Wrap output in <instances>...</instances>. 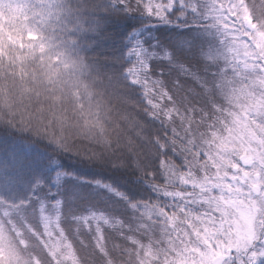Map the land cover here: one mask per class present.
<instances>
[{"label": "clouds", "instance_id": "clouds-1", "mask_svg": "<svg viewBox=\"0 0 264 264\" xmlns=\"http://www.w3.org/2000/svg\"><path fill=\"white\" fill-rule=\"evenodd\" d=\"M190 2L195 11L169 8L167 20L159 21L145 10L146 0H77L79 15L59 46L45 27L31 25L49 46L43 54L29 55L23 79L19 64L10 67L9 59L27 49L6 43L0 57V135L43 145L47 160L68 174L60 196L69 212L56 239L64 237L75 264H200V251L207 248L196 231L219 229L221 196L243 202L227 209V221L240 219L237 208L256 215L253 242L224 248L223 264H248L247 257L264 249L259 175L264 169V38L257 35L264 30V14L254 10L255 0H211L218 20L208 14L209 0ZM153 25L167 27L153 33L149 44L157 42L173 59L155 61L146 73L145 84L159 81L146 98L128 75V37L138 31L146 36ZM11 26L6 22L5 41ZM241 52L246 59H239ZM52 68L58 73L54 83L48 76ZM245 153L251 165L244 164ZM252 168L255 180L251 172L243 176ZM81 170L100 174L123 199L79 186L72 177ZM229 181L233 191L212 194L216 184ZM89 197L111 201L104 212L115 223L105 226L102 239L72 224V213L84 214L92 206ZM145 208L163 222L146 215ZM26 215V221L3 224L0 264H57L38 217ZM81 231L91 236L87 243ZM230 239H236L235 225L225 223L212 243L218 248V241L227 245Z\"/></svg>", "mask_w": 264, "mask_h": 264}, {"label": "snow or ice", "instance_id": "snow-or-ice-1", "mask_svg": "<svg viewBox=\"0 0 264 264\" xmlns=\"http://www.w3.org/2000/svg\"><path fill=\"white\" fill-rule=\"evenodd\" d=\"M5 5H7V9H5ZM53 6L58 7L59 5ZM177 6H179L181 9L189 8L193 11L196 10L195 5H193L190 0H146L145 10L150 14V18H154L159 21H165L168 18L169 8H171L172 11H176ZM22 7L23 5L20 3V0H0V13L7 14L9 20L15 18L12 15L14 10H19ZM254 10L256 12L264 14V0H259V3L254 5ZM49 11L50 9L46 5L41 4L39 15H46ZM207 11L210 16H215V18L218 20L222 18L218 14V10L216 6L211 2V0H209ZM246 11H248L249 14L251 13V10L246 9ZM41 23H43V21H41ZM253 27H256L255 23H253ZM148 30H150V28ZM77 31H79V28H77ZM4 35V31H0V57L4 56L6 43L15 45L21 50L27 49V53L18 54L15 58L9 59L10 67H15L16 64H19L21 70L20 77L21 79H23L25 75L24 64L29 55L35 56L37 50H39V52L43 54L49 44L42 40L39 32L29 24L21 23L18 26H15L14 30L8 31L6 41L3 38ZM257 35L264 38V30H259ZM26 39L32 42L39 41V43L26 44ZM186 43V41L180 42L179 46L183 47ZM259 43L260 41H258V44ZM73 47H75V42H73ZM127 55L129 57V60L132 62V67L129 68L128 75L131 77V80L134 84L144 89L146 98L150 97L151 93L154 91V85L156 83H159V81H154L151 85L145 84L144 81L147 80L146 73L151 71L155 67V61L170 62L173 59V55L167 50H162L157 42H152L151 44H149L148 40L144 38V32L142 31L133 32L129 35ZM57 63H59V60H57ZM65 66H67V62ZM48 76L50 78V81L54 83L56 82L58 73H56V70L52 68L49 69ZM65 87H67V85H65ZM78 87L79 83L73 84V88ZM76 94L79 95V93ZM88 95L90 96L91 92H89ZM55 99L57 101H60L61 98L57 96L55 97ZM81 109H83V104H81ZM223 146L226 147V145ZM242 159L244 160V164H252V159L248 157L247 154H245ZM237 167L239 170V166ZM250 172L251 178L255 180V168L244 170L243 176L249 177ZM259 175L261 179H264V169H260ZM66 178H68V174L66 172L58 171L54 177V183L57 187H60L64 183ZM72 178L75 179L79 184L91 185L94 189H98L102 192H107L118 200L123 199L122 194L119 193L113 185L105 183L100 178L88 179L86 177L75 175ZM233 179H236V177L233 176ZM255 186V184L252 185L253 188H255ZM34 188L35 191L33 194L36 196L35 202L27 197L23 198L28 201L27 204L18 203L15 199L10 205L7 206L0 202V209H3V217H5V219L0 220V247H3L5 245L6 240L3 224L8 223L9 220H13L15 218H19L21 221H26V214L29 211H31L33 215L38 217L43 231L47 233L49 237L52 236L53 232H56L57 235H60L63 231L64 218L69 212V208L65 199L61 198L60 193H57L54 196V202H49L45 199L40 198L38 193L42 190V185L39 178L34 181ZM216 188L220 189L221 192L225 190L228 192L233 191V186L231 184L218 183L216 184ZM236 191H239V189H236ZM239 203L243 202L221 196L218 201V207L221 213L219 229H217L216 226H205V228L203 229L204 235L202 237L200 231H196V235L203 240V243L207 248L206 251H200V264H223V260L225 258V252L223 251L224 248L227 247L231 249L234 245L238 248H242L250 245L255 239L256 215L254 212H245L237 208L240 219L231 221L226 220V217H228L229 215L227 209L234 208ZM220 205H223V207H220ZM152 211L153 210L150 208H145L146 215H151ZM241 220L246 226L243 231L241 230ZM114 223L115 221L111 216L106 214L103 210L95 208H89L84 214L72 213L73 225L87 226L90 231L94 230V232L98 234L99 239L103 238L105 226L114 225ZM225 223L235 225V241L230 239L227 245L218 241V248L215 247L213 243L212 245H210L209 241H213L216 232L218 230H224ZM45 245L48 247L51 255L56 258L57 264H75V257L68 250L70 248V245L64 243L63 236H61L60 240L54 244L45 241ZM9 252L10 254L15 255L14 249H12L10 246ZM247 260L248 264H264V249L255 250L249 257H247Z\"/></svg>", "mask_w": 264, "mask_h": 264}, {"label": "trees", "instance_id": "trees-1", "mask_svg": "<svg viewBox=\"0 0 264 264\" xmlns=\"http://www.w3.org/2000/svg\"><path fill=\"white\" fill-rule=\"evenodd\" d=\"M69 2L70 6H68V8L76 7L77 0H69ZM20 3L23 7L19 10H14L12 13L15 17L14 19L9 20L7 14L0 13V31H5L6 22L12 25L7 29V31L14 30L15 26H18L21 23L32 25L35 22V27H45L51 43L54 46H59L63 39L66 38L65 33L67 31V27L63 23V28L58 20L41 23V15H39L40 6L41 4L46 5L45 0H20ZM68 22L70 24H75L76 17L70 16ZM85 26L88 27L89 25L86 24ZM166 27L167 26H154L147 31V35L144 36V38L151 40L153 33H159ZM70 35H76V33H70ZM46 156L47 149L43 145L33 144L31 141L23 137L0 135V184L13 189L16 194L14 195L12 193L9 195L11 200L6 197L0 200V202L4 205H10L15 199L19 203L27 204L28 201L23 199L24 197H27L35 202L36 196L33 194L35 191L34 181L38 178L40 179V183L42 185V190L38 193L39 197L49 202H54V196L63 191L64 183L60 187H57L54 183L56 173L62 170L57 168L54 162L47 160ZM78 175L88 179L100 178V174L93 170H81ZM79 186H82L85 190L92 187L91 185L85 184H79ZM93 191L106 193L110 197L116 199L107 192H102L94 188ZM77 199H79V197H77ZM89 199L92 201V206L90 208L104 211V209L110 207L111 201L109 200H98L93 197H89ZM8 200L9 203H6ZM172 203H175V199H172ZM185 211H187V208ZM152 213H154V210ZM105 231H107V229H105ZM46 235L44 237L46 242L56 243V241L51 240ZM80 236L84 239L85 243L91 239L88 231H81ZM83 248L84 245H81V249Z\"/></svg>", "mask_w": 264, "mask_h": 264}, {"label": "rangeland", "instance_id": "rangeland-1", "mask_svg": "<svg viewBox=\"0 0 264 264\" xmlns=\"http://www.w3.org/2000/svg\"><path fill=\"white\" fill-rule=\"evenodd\" d=\"M45 2H46V6L50 9V11L46 15H41L40 20L43 21V23H47L48 21L58 20V21H60L62 26L64 23L65 26L68 28V27H71L73 25V24H70L68 22L69 17L70 16L77 17L79 15V13H77L75 11L74 7L68 8V6H70L69 0H45ZM258 3H259V0H255V4H258ZM53 5H59V6L54 7ZM63 28H64V26H63ZM239 59L240 60L246 59L243 55V52H241L239 54ZM252 62L253 61H249L250 66H251ZM256 62L259 63V61H256ZM261 66L264 67V64H262ZM226 147H230V145H226ZM229 184H230V181H229ZM12 193L14 195H16L13 189L7 188L6 186L0 184V200L4 199L6 197H8L9 200H11L9 195ZM219 193H220V189H218V188L213 189V192H212L213 195H219ZM9 200L6 203H9ZM5 206H7V205H5ZM151 215L153 216V219H158L161 223L163 222V217H157L156 218L153 215V213H151ZM3 219H5V217H3V209H0V220H3ZM200 234L202 237L203 236L202 230H201ZM46 236L48 238H50L51 240H54L57 242L56 232H53L51 237H49L48 235H46ZM209 244L212 245V241H209Z\"/></svg>", "mask_w": 264, "mask_h": 264}]
</instances>
